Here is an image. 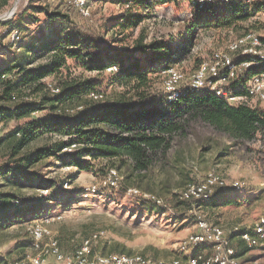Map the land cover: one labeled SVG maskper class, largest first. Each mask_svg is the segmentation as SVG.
<instances>
[{"label": "rangeland", "instance_id": "rangeland-1", "mask_svg": "<svg viewBox=\"0 0 264 264\" xmlns=\"http://www.w3.org/2000/svg\"><path fill=\"white\" fill-rule=\"evenodd\" d=\"M15 1L10 0L8 5L0 6V16L11 11ZM252 1L262 0H251L249 3ZM36 4H47L52 10H60L67 18L50 20L44 13L36 12L33 16L37 21H34L29 18L30 11L24 10ZM86 7L88 17L82 16L70 0L18 1L17 9L8 19L13 17L15 23L22 18L20 25L26 28L22 30V39L10 44L9 36L4 37L3 34L6 26L0 24V77L5 75V80L13 84V93L18 98L2 100L6 85L0 83V105L14 109L23 102L40 101L42 93H32L30 87L19 82L26 72L52 61V52L42 54L39 50L49 44L59 31L65 34L77 29L100 41L97 45L99 48L125 51L140 37L145 43L161 40L175 45L182 36H186L187 29L195 22V12L189 0L152 1L149 9L140 8L133 0H86ZM129 14L140 15V21L132 28L121 27L116 20ZM248 31L264 36V5L236 30L211 31L198 27L189 52L171 65L185 75L181 88L186 87V79L201 60L209 58L214 50L225 49L232 40ZM17 63L23 70L15 66ZM67 79L91 81L95 86L94 91L102 94L104 101L116 99L124 90L114 82L110 72L85 69L81 63L72 59H67L65 67L58 73L48 74L41 82L48 87H56L58 82ZM162 82L161 74L151 82V91L162 93ZM46 89L42 91L52 95ZM85 101L88 102V99L82 97L78 102ZM75 103L77 101L67 105ZM249 105L264 111V102L257 98L250 99ZM50 114V110L44 108L33 112L31 116L41 118ZM182 118L183 129L172 135L167 149L153 155L145 171L131 173L126 166L117 167L116 161L112 163L103 160H93L88 170H77L73 166L67 169L64 163L54 158L43 159L30 169L40 178H53L57 182L49 188V195L40 200L47 206L44 211L50 209V212H58L61 216L49 225L57 232L59 247L65 254H71L83 237L96 230L105 233L94 242L95 253H141L157 262H167L199 252L210 253L208 247L193 248L186 254L180 249L181 242L195 231V222L203 219L220 225L235 249L241 245L242 252L237 257L243 264H264V239L257 246L249 247L241 238L231 235L237 229L251 230L259 218H264V127L259 128L250 138H242L219 130L197 117L190 118L184 114ZM24 120L12 119L0 123V136L10 133ZM56 138L61 137L44 134L24 150ZM7 152L8 148L3 143L0 146V167L8 159ZM109 168H115L119 174L116 188L101 183ZM209 172L223 177L228 185L240 182L241 189L224 190L220 201L215 197L208 204L183 201L180 193L186 184L201 179ZM68 176L72 177L65 186ZM24 184L13 179L11 174L0 172V193L21 197V205L12 208L30 207L40 202V189L43 187H38V178L32 184L28 181H24ZM123 184L150 193L162 202L148 209L140 203V197L123 193ZM91 185L98 188V193L83 197L81 190ZM225 200L231 201L226 203ZM1 218L4 221L0 220V258L12 261L31 254V238L27 231L30 220L25 222L14 216L7 219L0 213Z\"/></svg>", "mask_w": 264, "mask_h": 264}, {"label": "trees", "instance_id": "trees-1", "mask_svg": "<svg viewBox=\"0 0 264 264\" xmlns=\"http://www.w3.org/2000/svg\"><path fill=\"white\" fill-rule=\"evenodd\" d=\"M9 1L1 0L0 6L8 5ZM152 1L159 0H133L140 8L148 9ZM189 1L195 12V22L187 29L186 36H182L175 45L161 40L145 43L140 37L130 49L118 51L110 50L108 47L99 48L97 45L100 41L77 29L67 31L65 34L57 32L49 44L39 50L42 54L52 52V61L26 72L19 82L30 87L32 93H42L40 101L23 102L24 104L14 109L0 105V123L12 119L16 121L26 119L10 133L0 136V146L5 143L8 148V159L0 167V172L5 175L11 174L12 178L21 185H25L24 181L32 184L38 178V187L49 191V188L56 185V180L40 178L36 172L30 170L41 160L54 158L66 166L76 167L77 170L90 169L93 160L112 163L116 161L117 167L126 166L131 173L145 171L153 155L157 151L167 149L172 135L183 129L184 114L189 115L190 118L197 117L235 137L250 138L259 128L264 127L263 110L248 104H230L211 91L197 92L186 89L173 101L167 99L164 89L162 93L151 91V82L161 75V71L189 52L198 27H205L206 30L211 31L236 30L242 23L248 21L261 5H264V0L251 3H249L251 0L226 2L205 0L203 3ZM30 7L24 11H30L29 18L34 21H37L33 16L36 12L44 13L50 20L67 18L60 10H52L47 4ZM140 17L129 14L121 16L116 21L121 27L132 28L140 21ZM12 18L0 21V24L6 26L4 37L9 35L12 29H17L22 39V30L26 29L25 26L20 25L22 18L15 23ZM260 39L264 47V36H260ZM67 59L78 61L85 69L91 71H106L107 67L116 66L117 70L110 73L113 74L114 82L120 84L124 90L116 99L104 101V96L96 99L89 97L91 92L97 93L91 81L67 79L58 82L56 86L59 88L58 93H51L50 88L41 81L48 74L58 73L66 66ZM15 66L23 70L19 63ZM258 71H264V63L234 78L227 87L242 91L247 78ZM5 79L0 77V83L6 85L2 100L12 99L13 95L18 98L13 93V84ZM45 88L52 95L43 92ZM82 97L88 99V102H78ZM73 101L77 103L67 105ZM78 106L81 108L76 110ZM44 108H48L51 112L48 117L31 116L33 112ZM72 109L74 111H70ZM44 134L61 138L24 150ZM72 144H75L76 148L71 151L64 150ZM68 177L65 182H68L72 176ZM128 187L130 186L123 184L122 192L125 193ZM227 189L236 191L228 186L217 191L208 201H183H192L200 205L208 204L215 197L220 201L222 195L224 196L222 191ZM40 195L39 200L49 194ZM140 200V203L145 204L148 209L151 205H157L152 200L143 198ZM20 201V196L0 193V213L7 219L14 216L28 222L36 215L51 211L47 208L44 211L47 206L41 200L30 207L12 208L14 205L19 207ZM230 201L227 200L226 203ZM29 213L33 214L27 216ZM0 220L4 221V218ZM239 233L233 231L231 235L239 237ZM30 246H32V238ZM240 248L241 245L236 247V255L242 252Z\"/></svg>", "mask_w": 264, "mask_h": 264}, {"label": "built area", "instance_id": "built-area-1", "mask_svg": "<svg viewBox=\"0 0 264 264\" xmlns=\"http://www.w3.org/2000/svg\"><path fill=\"white\" fill-rule=\"evenodd\" d=\"M84 16H89L86 7V0H70ZM226 2L228 0H219ZM191 2L203 3L205 0H191ZM11 42H18L21 38L17 29L9 33ZM264 47L259 35L248 31L232 40L225 49L214 50L209 58L199 62L194 71L186 79V87L181 88L180 84L185 80V75L175 66H169L161 74L163 76V89L169 101L176 100L186 89L191 91H211L217 96L224 98L230 104H248L250 99L257 98L264 102V71L251 74L245 83L242 91H236L227 87L230 81L239 75L246 74L251 68L264 63ZM116 66L106 68L107 72L116 71ZM1 78H5L2 75ZM51 93L59 92L58 87L50 86ZM89 97L101 98L100 93H90ZM27 98V97H26ZM12 100H17L12 96ZM81 107H76V110ZM70 111H74L73 109ZM76 148L75 144L64 148L71 151ZM67 169L71 168L66 166ZM101 183L109 188H116L120 180L115 168H109L102 177ZM65 186L68 182H65ZM232 187L234 190L241 189L240 182H233L228 185L224 178L215 172H209L201 179L190 181L180 193L182 200L208 201L220 189ZM48 189H40L42 195L48 194ZM83 197L98 193L95 185L88 186L81 190ZM125 193L129 196L140 197L161 204V199L136 187H128ZM61 216L58 212H49L34 216L27 227L28 234L32 238V253L26 254L20 259L8 261L0 258V264H243L236 255V249L228 239L225 230L217 224L198 219L195 222V231L181 242L180 249L188 253L197 247H208L210 253H195L173 258L167 262H157L141 253H111L100 254L93 251V244L104 236L103 230H96L89 236L83 237L71 254H65L59 247L57 232L50 227V223ZM239 237L249 247L259 244L264 239V218L261 217L252 225L251 230H240ZM52 259V261H50Z\"/></svg>", "mask_w": 264, "mask_h": 264}, {"label": "water", "instance_id": "water-1", "mask_svg": "<svg viewBox=\"0 0 264 264\" xmlns=\"http://www.w3.org/2000/svg\"><path fill=\"white\" fill-rule=\"evenodd\" d=\"M13 13L14 12H12V11L5 12L3 15L0 16V21H5L9 17H11V15H13Z\"/></svg>", "mask_w": 264, "mask_h": 264}, {"label": "bare ground", "instance_id": "bare-ground-1", "mask_svg": "<svg viewBox=\"0 0 264 264\" xmlns=\"http://www.w3.org/2000/svg\"><path fill=\"white\" fill-rule=\"evenodd\" d=\"M18 1H19V0H16V1H15L14 6H13V8L11 9L12 12L15 11V8L17 9V7H18Z\"/></svg>", "mask_w": 264, "mask_h": 264}, {"label": "crops", "instance_id": "crops-1", "mask_svg": "<svg viewBox=\"0 0 264 264\" xmlns=\"http://www.w3.org/2000/svg\"><path fill=\"white\" fill-rule=\"evenodd\" d=\"M238 259H239V257H238ZM239 261H240V259H239Z\"/></svg>", "mask_w": 264, "mask_h": 264}]
</instances>
